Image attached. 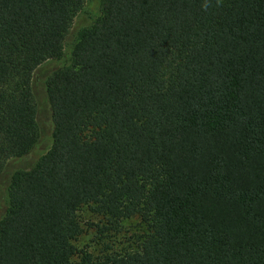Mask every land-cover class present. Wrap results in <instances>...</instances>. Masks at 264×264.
Returning a JSON list of instances; mask_svg holds the SVG:
<instances>
[{"label":"trees","instance_id":"trees-1","mask_svg":"<svg viewBox=\"0 0 264 264\" xmlns=\"http://www.w3.org/2000/svg\"><path fill=\"white\" fill-rule=\"evenodd\" d=\"M86 0H0V171L37 142L34 70ZM45 79L52 144L13 173L0 264H264V0H100ZM94 206L123 250L77 249Z\"/></svg>","mask_w":264,"mask_h":264},{"label":"rangeland","instance_id":"rangeland-1","mask_svg":"<svg viewBox=\"0 0 264 264\" xmlns=\"http://www.w3.org/2000/svg\"><path fill=\"white\" fill-rule=\"evenodd\" d=\"M101 14L100 0H86L81 10L73 19L71 28L64 41L63 53L60 59H50L39 65L33 72L32 90L37 104V123L39 137L35 145L23 156L9 160L0 171V220L8 207V186L15 171L30 169L36 161L50 148L52 144L53 122L51 107L48 100L45 79L55 68L70 62L73 44L79 32L91 26ZM81 226V233L73 244L77 249H86L97 255L106 247L112 250H123L134 242L140 231L139 219L130 218L123 222L117 230H104L98 232V227L106 224V219L94 206L84 205L77 213Z\"/></svg>","mask_w":264,"mask_h":264}]
</instances>
